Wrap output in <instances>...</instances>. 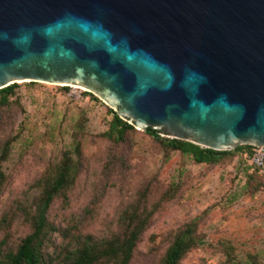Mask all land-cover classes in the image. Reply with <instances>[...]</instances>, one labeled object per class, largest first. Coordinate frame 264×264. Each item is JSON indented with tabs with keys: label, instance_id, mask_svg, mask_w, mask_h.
Masks as SVG:
<instances>
[{
	"label": "rangeland",
	"instance_id": "1",
	"mask_svg": "<svg viewBox=\"0 0 264 264\" xmlns=\"http://www.w3.org/2000/svg\"><path fill=\"white\" fill-rule=\"evenodd\" d=\"M18 84L0 107V154L9 143L1 163L0 260L33 231L44 188L69 154L78 174L48 211L41 264H65L85 244L125 235L133 210L151 217L129 264H162L189 224L198 245L180 264H264V175L247 150L208 164L136 127L116 142L104 136L110 106L95 94L75 85Z\"/></svg>",
	"mask_w": 264,
	"mask_h": 264
},
{
	"label": "water",
	"instance_id": "2",
	"mask_svg": "<svg viewBox=\"0 0 264 264\" xmlns=\"http://www.w3.org/2000/svg\"><path fill=\"white\" fill-rule=\"evenodd\" d=\"M26 81L201 147L264 145V0H0V89Z\"/></svg>",
	"mask_w": 264,
	"mask_h": 264
},
{
	"label": "trees",
	"instance_id": "3",
	"mask_svg": "<svg viewBox=\"0 0 264 264\" xmlns=\"http://www.w3.org/2000/svg\"><path fill=\"white\" fill-rule=\"evenodd\" d=\"M18 86V83H14L0 89V107L10 104L9 99L15 94ZM64 87L66 89L69 88V86ZM87 93L97 98L93 93ZM109 112L113 115V118L104 136L116 142L124 141L128 131L135 129V126L122 119L112 108H109ZM148 132L155 136L166 148L174 151L178 150L183 154H189L197 163H218L227 155L234 153L233 151H217L201 147L185 140L163 138L158 131L152 129H148ZM252 149V145H240L236 148V151L242 152L247 150L251 156ZM8 153L9 143H6L0 154V188L5 180L1 163L7 158ZM78 167V162L71 155H64L56 169L54 177L47 182L38 202L33 231L22 240L15 252L9 253L6 259L0 260V264H41L42 245L48 231V211L55 198L64 189L74 183L78 174ZM256 170L257 173H261L259 168H256ZM150 217L151 214H145L138 210L127 212L125 221L127 222L128 229L125 235L113 237L101 245L85 244L82 248L73 252L65 264H96L105 258L113 260V264H129L137 243L149 223ZM196 232L195 224L186 225L178 232L169 246L162 264H180L187 252L198 245Z\"/></svg>",
	"mask_w": 264,
	"mask_h": 264
},
{
	"label": "built area",
	"instance_id": "4",
	"mask_svg": "<svg viewBox=\"0 0 264 264\" xmlns=\"http://www.w3.org/2000/svg\"><path fill=\"white\" fill-rule=\"evenodd\" d=\"M253 146L250 156L251 163L260 169V172L264 175V145Z\"/></svg>",
	"mask_w": 264,
	"mask_h": 264
},
{
	"label": "bare ground",
	"instance_id": "5",
	"mask_svg": "<svg viewBox=\"0 0 264 264\" xmlns=\"http://www.w3.org/2000/svg\"><path fill=\"white\" fill-rule=\"evenodd\" d=\"M75 86H78V85H75ZM80 87H82V86H80ZM82 88H84V87H82ZM85 89V88H84Z\"/></svg>",
	"mask_w": 264,
	"mask_h": 264
}]
</instances>
